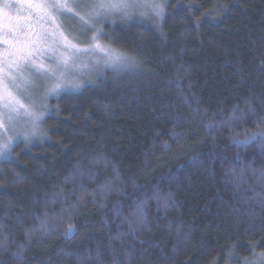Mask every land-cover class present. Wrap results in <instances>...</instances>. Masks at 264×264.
Returning a JSON list of instances; mask_svg holds the SVG:
<instances>
[{"label": "trees", "instance_id": "obj_1", "mask_svg": "<svg viewBox=\"0 0 264 264\" xmlns=\"http://www.w3.org/2000/svg\"><path fill=\"white\" fill-rule=\"evenodd\" d=\"M161 2L0 162V264H264V0Z\"/></svg>", "mask_w": 264, "mask_h": 264}, {"label": "snow or ice", "instance_id": "obj_2", "mask_svg": "<svg viewBox=\"0 0 264 264\" xmlns=\"http://www.w3.org/2000/svg\"><path fill=\"white\" fill-rule=\"evenodd\" d=\"M164 11L165 3L158 0H0V129L18 136L14 121L24 115L32 126L24 139L35 135L46 110L43 101L69 87L79 88L74 72L89 67L85 57L103 54L106 64L129 66L131 60L123 53L101 43L105 33L98 25L113 17L125 22L162 18ZM88 33L90 42L82 47L81 37ZM258 137L264 133L247 140ZM12 143V137L3 139L0 155ZM72 231L69 226L68 234Z\"/></svg>", "mask_w": 264, "mask_h": 264}, {"label": "rangeland", "instance_id": "obj_3", "mask_svg": "<svg viewBox=\"0 0 264 264\" xmlns=\"http://www.w3.org/2000/svg\"><path fill=\"white\" fill-rule=\"evenodd\" d=\"M158 2H161V0H158ZM118 19H121V18L113 17V18H110L108 20L109 21H116ZM121 20H123V19H121ZM98 27H100V25H98ZM90 36H91V34H90ZM90 36L86 40H80L82 47L86 46L90 42V39H89ZM101 43L106 44L105 42H103L102 39H101ZM106 45H108V44H106ZM112 49H114V48H112ZM117 52H119V51H117ZM119 53H121V52H119ZM102 57H103V54H98L97 56H94L91 58L85 57L84 62L87 63L89 65V67L84 68L81 71L74 72L75 79L73 82L74 83L79 82L80 83L79 88L69 87L65 90L60 91L59 94L64 93V92H75V91L79 90L86 83V81L91 80L97 72H99L100 70H103L105 68L117 70V71H122L123 69H125V68H121V67H114L112 64H106ZM97 61H99V63H97ZM38 62H41V61H38ZM42 62L45 64L51 63L50 60H43ZM78 64H79V61H78ZM42 92H43V86L41 87V94H42ZM56 95L57 94L49 95L46 98V100L43 101V103L45 105V109H46L44 111V117L48 113L47 100L53 96H56ZM44 117H43L42 121L40 122L39 129L37 130L36 134L31 135L30 139H28V140L24 139V133H31L32 132V126H31V121L29 120V118L24 116V115H21L18 119H16L14 121V127H15L16 131L20 133L18 136L10 129H8V130L0 129V132L4 133L3 139H7L8 137L13 138V143L10 146V150H8L5 154L0 155V162L3 160L9 159V157L11 155V149L18 141H32L35 138H37V136L39 135V131H40L41 125L43 123ZM3 139H0V143H3Z\"/></svg>", "mask_w": 264, "mask_h": 264}]
</instances>
